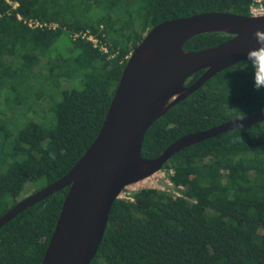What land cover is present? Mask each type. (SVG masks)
<instances>
[{
  "label": "trees",
  "instance_id": "trees-1",
  "mask_svg": "<svg viewBox=\"0 0 264 264\" xmlns=\"http://www.w3.org/2000/svg\"><path fill=\"white\" fill-rule=\"evenodd\" d=\"M252 2L0 0V216L24 188L42 180L38 190L59 179L84 153L127 56L152 26L206 11L250 15ZM92 7L102 12L92 18ZM231 36L201 33L183 48L200 50ZM61 40L68 56L58 52ZM39 55L48 59L46 73L33 69ZM257 56V66L246 58L218 72L151 123L142 156L156 157L183 135L263 111L264 88L254 81L264 80V54ZM53 73L54 80L78 78L51 107L54 123L27 119L13 135L4 127L7 113L33 99L38 85L36 97L42 98ZM162 169L178 195L143 187L115 199L89 264H264V121L184 147ZM66 192L62 188L0 227V264H40Z\"/></svg>",
  "mask_w": 264,
  "mask_h": 264
},
{
  "label": "water",
  "instance_id": "water-1",
  "mask_svg": "<svg viewBox=\"0 0 264 264\" xmlns=\"http://www.w3.org/2000/svg\"><path fill=\"white\" fill-rule=\"evenodd\" d=\"M257 31L264 32V13L206 11L152 26L127 56L105 117L84 153L59 179L25 196L1 215L0 227L25 208L67 188L40 264H89L112 203L124 188L160 171L184 147L264 121L263 110L183 135L156 157L141 154L151 123L212 76L259 49ZM211 32L232 36L200 50L183 48L191 37ZM200 70L201 75L185 85V80Z\"/></svg>",
  "mask_w": 264,
  "mask_h": 264
},
{
  "label": "rangeland",
  "instance_id": "rangeland-1",
  "mask_svg": "<svg viewBox=\"0 0 264 264\" xmlns=\"http://www.w3.org/2000/svg\"><path fill=\"white\" fill-rule=\"evenodd\" d=\"M13 5H16L13 1H9ZM102 12V9L100 7H92L89 10V15L94 18L98 16V14ZM60 49L58 50L59 54L62 53L63 56H68L67 55V43L64 40L60 41ZM101 46L105 45L101 44ZM57 52V53H58ZM7 59H10L7 57ZM39 63L36 64L33 69L35 72L39 73H46V69L44 65L47 62V57L46 56H41L39 55ZM53 77V78H50ZM50 78V79H49ZM78 78L73 77L69 79H64V77H58L55 78L54 80V73L51 74L48 79L44 82V92L45 95L42 96V98H37V89H39L38 85L35 89V96L33 99H31L28 102H20L13 108V112L7 113V116L9 120L7 124H4V127L7 126V128L15 135L21 127L28 121L27 119L33 120L35 122H39L43 124L44 126H49L52 123H54V118H53V113L51 110V107L60 98V92L63 89L66 88H71L73 86L78 85ZM55 84V85H54ZM23 112H25V115L23 116ZM5 121V120H4ZM43 185V181H38L34 182L31 187L24 188V190L20 193L18 196L17 200L23 199L25 196L29 195L32 193L34 190L37 188L41 187ZM143 187H155L158 189L166 190V191H171L175 195L178 193L175 189L172 188L171 184L169 183L167 179V172L164 169H161L160 171L154 173L152 176L146 178L140 182H137L133 185H130L126 188H124L121 192L120 197L126 198L128 197L132 192L143 188Z\"/></svg>",
  "mask_w": 264,
  "mask_h": 264
},
{
  "label": "clouds",
  "instance_id": "clouds-1",
  "mask_svg": "<svg viewBox=\"0 0 264 264\" xmlns=\"http://www.w3.org/2000/svg\"><path fill=\"white\" fill-rule=\"evenodd\" d=\"M255 37L258 41V43L261 45V47L257 50H251L249 51L248 53V60L249 62L255 67L258 65L259 63V57L257 56V53L261 50H264V32H261V31H257L255 33ZM254 84H255V87L257 89H261V88H264V80H261V79H256L255 78V81H254Z\"/></svg>",
  "mask_w": 264,
  "mask_h": 264
},
{
  "label": "built area",
  "instance_id": "built-area-1",
  "mask_svg": "<svg viewBox=\"0 0 264 264\" xmlns=\"http://www.w3.org/2000/svg\"><path fill=\"white\" fill-rule=\"evenodd\" d=\"M16 4V3H15ZM251 14H261L264 13V0H253L252 4L249 7ZM83 34L82 36H84ZM95 45L97 44V39L91 35L87 36ZM102 50L106 51L104 46L100 47ZM170 183V182H169ZM171 184V183H170ZM178 195V193L176 194ZM129 197V196H128Z\"/></svg>",
  "mask_w": 264,
  "mask_h": 264
},
{
  "label": "bare ground",
  "instance_id": "bare-ground-1",
  "mask_svg": "<svg viewBox=\"0 0 264 264\" xmlns=\"http://www.w3.org/2000/svg\"><path fill=\"white\" fill-rule=\"evenodd\" d=\"M143 182V181H142Z\"/></svg>",
  "mask_w": 264,
  "mask_h": 264
}]
</instances>
